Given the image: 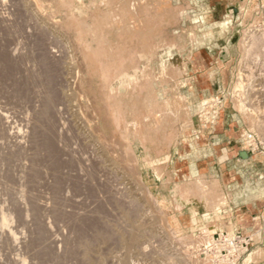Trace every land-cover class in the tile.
I'll return each instance as SVG.
<instances>
[{"label": "rangeland", "instance_id": "rangeland-1", "mask_svg": "<svg viewBox=\"0 0 264 264\" xmlns=\"http://www.w3.org/2000/svg\"><path fill=\"white\" fill-rule=\"evenodd\" d=\"M184 1L0 0L3 29L0 28V140L3 141H0V190H3L0 192L3 199L0 198V264H56L58 260V264H85L84 261L91 264V257L100 258V254L106 261L104 264H186L184 255L196 252L193 248L203 236L201 233L238 231L236 221L232 220L229 186L221 184L215 176L184 178L176 174L173 163L178 153L171 148L212 111L235 112L240 127L259 137L262 144L254 150L264 159V137L251 122L249 113L242 109L241 96L235 92L243 67L242 40L250 27L264 26V8L258 3H245L242 8L241 59L236 76L223 94L209 97L218 99L205 109L207 114L200 115L202 103L200 108L192 110L184 89L188 60L183 46L186 35L193 31L188 21L184 22ZM168 49L171 52L165 53ZM251 66L247 83L252 86V94L257 92L255 104H260L261 114L264 113V55ZM38 72L42 79L40 75L36 77ZM43 84L47 85L43 90L48 88L42 91L46 95L43 99L53 97L56 104L51 105L57 108L47 109L44 105L47 101L42 102ZM50 89L55 91L54 95ZM18 90L27 96L24 98L21 91L18 96ZM5 149L10 150L11 157ZM8 159L11 169L5 164ZM199 178H203V184ZM261 182L258 179L256 192L263 191ZM84 189L92 190L88 193L93 197ZM20 190L19 195H23L18 200ZM12 191L17 196L13 197ZM32 208L41 214L36 216ZM20 209L21 213L23 209L22 217L18 216ZM4 218L9 227L2 226ZM171 228L175 237V233L179 235L177 240L171 236ZM104 232L108 234L105 240ZM32 233L40 238L35 235L33 238ZM133 234L138 235L134 245L130 243ZM178 238L182 239L180 243ZM88 240L89 247L94 248L93 253H88L92 254L90 259L85 250ZM29 241H34V246ZM181 243L188 244L185 248ZM84 255L88 262L83 260ZM199 257L196 254L194 263L203 262Z\"/></svg>", "mask_w": 264, "mask_h": 264}, {"label": "crops", "instance_id": "crops-1", "mask_svg": "<svg viewBox=\"0 0 264 264\" xmlns=\"http://www.w3.org/2000/svg\"><path fill=\"white\" fill-rule=\"evenodd\" d=\"M245 3L264 8V0L183 2L184 22L193 28L183 46L188 60L184 89L192 110L200 108L205 99L223 94L233 83L241 59ZM237 120V113L221 112L189 128L183 140L171 148L178 153L173 164L175 173L184 178L215 176L229 186L237 233L245 236L246 231L245 237L250 238L240 264H264V159L246 145L247 130ZM258 179L262 180V192L255 191Z\"/></svg>", "mask_w": 264, "mask_h": 264}, {"label": "bare ground", "instance_id": "bare-ground-1", "mask_svg": "<svg viewBox=\"0 0 264 264\" xmlns=\"http://www.w3.org/2000/svg\"><path fill=\"white\" fill-rule=\"evenodd\" d=\"M5 1V0H4ZM1 4H2V2H1ZM4 4V3H3ZM2 7V6H1ZM1 10V9H0ZM2 17V16H1ZM4 17H6V16H4ZM5 19V18H4ZM1 20H3V19H1ZM67 20H68V18H67ZM47 21H49V20H47ZM1 24H2V22H1ZM47 24H48V22H47ZM16 25V24H15ZM19 25V24H18ZM48 26V25H47ZM55 26V25H54ZM16 27H17V25H16ZM1 28V27H0ZM54 28V27H53ZM2 29V28H1ZM42 29L44 30L45 28L44 27H42ZM41 29V30H42ZM47 29V28H46ZM3 30V29H2ZM2 30H0L1 32H2ZM50 31V30H49ZM49 34H50V32H49ZM50 37H52V36H50ZM53 38H54V36H53ZM56 40V39H55ZM51 43H52V41H51ZM55 43V42H54ZM242 44H243V51H242V63H241V65L243 64V67L241 68V72H239L240 73V75H239V82H238V84H237V87L235 88V92L238 94V95H240L241 96V99H242V109H244L245 110V112L247 111L248 113H249V118H250V120H251V122L253 123V125L260 131V133L262 134V138L264 137V113H261L260 114V112H262L261 110H260V104H259V106H257L255 103H256V97L254 96V95H256L257 94V92H256V94H255V92H254V94H252V92H251V88H252V86H249L248 85V83H247V80L249 79L248 77H249V75H250V73H251V70H252V66H251V63H253L254 61L255 62H257L258 60H261L262 59V56L264 55V26H252V27H250L247 31H246V33H245V36H244V38H243V40H242ZM2 45V44H1ZM1 45H0V47H1ZM5 47V46H4ZM56 47V46H55ZM0 51H1V49H0ZM6 51V50H5ZM170 51V49H168V51H166L165 53H168ZM47 52V51H46ZM171 52V51H170ZM8 53V52H7ZM48 53H50V52H48ZM9 54V53H8ZM46 55H47V53H46ZM46 55H45V57H46ZM7 56V55H6ZM11 56V55H10ZM50 56V55H49ZM1 57H3V55L1 56ZM42 57H43V55H42ZM41 57V58H42ZM45 57H44V59H45ZM11 58H13V57H11ZM11 58H9V59H11ZM41 58H40V61H41ZM161 58V57H160ZM8 59V60H9ZM14 59H15V57H14ZM13 59V60H14ZM48 60H49V58H48ZM165 60V59H164ZM16 61V60H15ZM43 61V60H42ZM42 61H41V63L40 64H42ZM46 61V59L43 61V62H45ZM7 62V61H6ZM10 62V61H9ZM18 62V61H17ZM16 62V63H17ZM52 62V61H51ZM2 63V65H3V63L4 62H1ZM12 63H14V62H12L11 61V64ZM19 63V62H18ZM17 63V64H18ZM49 63H50V61H49ZM5 65H6V63H4ZM7 64H9L8 62H7ZM16 64V65H17ZM52 64H53V62H52ZM55 64V63H54ZM135 64V63H134ZM137 65V64H136ZM10 66V65H9ZM19 66V65H18ZM44 66H45V63H44ZM52 66H54V65H52ZM56 66V65H55ZM59 66H60V63H59ZM59 66L57 67V69H59ZM11 67H12V65H11ZM42 67H43V65H42ZM134 67H135V65H134ZM16 68H17V66H16ZM44 68V67H43ZM48 68H50V67H48ZM47 68V69H48ZM54 68V67H53ZM4 69H5V67H4ZM15 69V68H14ZM45 69H46V66H45ZM45 69L43 70L44 72H45ZM8 70H10L11 71V69L10 68H8ZM16 70V69H15ZM52 70V69H51ZM54 70H55V68H54ZM17 71H18V69H17ZM35 72V71H34ZM36 72H37V70H36ZM40 72V71H39ZM37 73V78H38V75H40V79H42L41 78V74L40 73ZM42 72V71H41ZM55 72V71H54ZM125 72V71H124ZM12 73H14V72H12ZM47 73H48V71H47ZM47 73H46V75H45V79H46V76H47ZM120 73H121V71H120ZM8 74V73H7ZM34 74V73H33ZM125 74V73H124ZM10 75V74H9ZM17 75V74H16ZM127 76H128V74H126ZM132 75V74H131ZM135 75V74H134ZM56 76V75H55ZM133 76V75H132ZM14 78H15V76H14ZM17 78V77H16ZM32 78H33V76H32ZM35 78V77H34ZM48 78V77H47ZM50 78V77H49ZM121 78V77H120ZM126 78V77H125ZM11 79V78H10ZM15 80V79H14ZM16 80H18V79H16ZM36 80V79H35ZM34 80V81H35ZM136 80V79H135ZM44 81V80H43ZM47 80H45V82H46ZM51 81H52V79H51ZM56 81H58V80H56L55 79V82ZM238 81V80H237ZM39 82H41L40 80H39ZM135 82V81H134ZM38 83V79H37V82H36V84ZM44 83V82H43ZM52 83H53V81H52ZM17 84V83H16ZM42 84V83H41ZM41 84H38V86L40 85V86H42ZM47 84V83H46ZM236 84V83H235ZM20 85H21V83H20ZM56 85V84H55ZM27 86V85H26ZM44 84H43V87H42V90H40V92H41V94H42V91H45L46 92V90L48 89V88H46V90L44 89L43 90V88H44ZM47 86V85H46ZM45 86V87H46ZM50 86H51V83H50ZM13 87H17V86H14L13 85ZM21 87H23V85H21ZM58 87V86H57ZM12 88V87H11ZM39 88V87H38ZM41 88V87H40ZM39 88V89H40ZM54 88H55V86H54ZM14 89V88H13ZM58 89V88H57ZM56 89V90H57ZM259 89V88H258ZM258 89H255V90H257L258 91ZM15 90H16V88H15ZM21 90H23V89H21ZM21 90H18V93H17V91H16V93H17V95L19 94V92L21 91ZM52 90H53V87H52ZM11 91V90H10ZM26 91V90H25ZM50 91H51V89H50ZM50 91H49V93H50ZM58 91V90H57ZM56 91V92H57ZM253 91V90H252ZM13 92H14V90H13ZM23 92L24 91H21V94H22V96L24 95L23 94ZM26 92H28V91H26ZM40 92H39V94H40ZM59 92V91H58ZM12 93V92H11ZM49 93H47V97H48V94ZM51 93L54 95V93H55V91H54V93L51 91ZM51 93H50V95H51ZM60 93V92H59ZM14 94V93H13ZM45 94H42V98H41V100H42V102H43V100H45V99H43V96H44ZM57 96H58V93L56 94ZM55 95V96H56ZM14 96V95H13ZM19 96V95H18ZM27 95L25 94V97H26ZM29 96H31L30 95V92H29ZM46 96V95H45ZM56 96V97H57ZM255 98H254V97ZM258 96V95H257ZM259 96H260V94H259ZM14 97H16V96H14ZM24 97V96H23ZM24 97V98H25ZM40 97H41V95H40ZM60 97H61V94H60ZM28 98V100L30 101V99H29V97H27ZM31 98V97H30ZM182 98V97H181ZM180 98V100H182L183 101V99H181ZM254 98V99H253ZM14 99V98H13ZM52 99H53V97H52ZM52 99H51V97L49 96L48 98H46V100L45 101H47L46 102V104L44 103V105L46 106L47 105V109H50V107H52L53 106V108H57V107H55L54 106V104L53 105H51L52 104V102H54V101H52ZM58 99H59V97H58ZM57 99V100H58ZM214 99V98H213ZM213 99H206L205 101H203L202 102V106H203V109H201V111H200V115L201 114H203L204 112H205V109H208V108H210L212 105V101H213ZM240 99V100H241ZM22 100V99H21ZM20 100V101H21ZM27 100V99H26ZM54 100H55V98H54ZM56 100V101H57ZM61 100V99H60ZM59 100V101H60ZM254 100H255V102H254ZM28 101V102H29ZM55 103V102H54ZM179 103V102H178ZM177 103V104H178ZM258 103H259V101H258ZM31 104V103H30ZM42 104V103H41ZM56 104V103H55ZM176 104V103H175ZM178 105H180V104H178ZM238 105H240V104H238ZM42 106H43V104H42ZM57 106V105H56ZM165 106V105H164ZM45 108V107H44ZM44 108H42L43 110H44ZM177 108V107H176ZM261 108H263L262 106H261ZM165 109H166V107H165ZM55 110H57V109H54L53 111L55 112ZM210 110V109H209ZM52 111V112H53ZM264 111V110H263ZM42 112V111H41ZM45 112H46V110H45ZM44 112V113H45ZM43 113V115H45ZM58 113V112H57ZM209 113V112H208ZM39 114V113H38ZM49 114H50V112H49ZM205 114H207L206 112H205ZM40 115H41V113H40ZM43 115H41V116H43ZM46 115H47V113H46ZM51 115V114H50ZM3 116V115H2ZM53 116V115H52ZM5 117V116H4ZM40 117V116H39ZM42 118V117H41ZM56 118V117H55ZM2 119V118H1ZM54 121H56V120H54ZM3 122V121H2ZM1 122V123H2ZM1 125V124H0ZM4 128H5V125H4ZM5 130V129H4ZM0 132H1V130H0ZM2 133H4V131H2ZM259 133V134H260ZM1 134V133H0ZM44 134H46L45 132H44ZM43 135V134H42ZM48 136V135H47ZM35 137V136H34ZM3 138V137H2ZM40 138H41V135H40ZM40 138H38V139H40ZM42 138H43V136H42ZM41 138V139H42ZM36 140H37V138H35ZM46 139V138H45ZM44 140V139H43ZM1 142H3L2 140H0ZM32 142H33V140H31ZM40 141V140H39ZM38 141V142H39ZM46 141H48V139H46ZM60 141V140H59ZM6 142V141H5ZM8 142H9V140H8ZM34 143V142H33ZM37 143V142H36ZM54 143V142H53ZM55 144V143H54ZM3 145L4 144H2L1 146L3 147ZM37 145V144H36ZM45 146V145H44ZM5 147V146H4ZM48 147V146H47ZM50 147V146H49ZM48 147V148H49ZM52 147V146H51ZM83 147V146H82ZM0 149H1V147H0ZM8 149H9V147H8ZM38 149V148H37ZM46 149V148H45ZM51 149H53V148H51ZM54 149H55V147H54ZM83 149V148H82ZM6 150V149H5ZM41 151H42V147H41V149H40ZM49 150V149H48ZM81 150V149H80ZM84 150V149H83ZM8 151H10V150H6V152H8ZM51 151H53V150H51ZM78 151V150H77ZM82 151V150H81ZM2 152V151H1ZM44 152V151H43ZM54 152V151H53ZM78 152H80V151H78ZM82 152H84V151H82ZM4 153H5V151H4ZM4 153H3V155H4ZM9 153V152H8ZM7 153V154H8ZM15 153V152H14ZM55 153V152H54ZM54 153H52V154H54ZM105 152H103V154H104ZM39 154V153H38ZM46 154H48V153H46ZM52 154L51 155H49L50 156V159H51V156H52ZM60 154V153H59ZM64 154V153H63ZM2 155V154H1ZM10 155V153L8 154V156ZM42 155V154H41ZM55 155V154H54ZM71 155V154H70ZM244 155H246V153L244 152ZM5 156H7V155H5ZM45 156V155H44ZM58 156V155H57ZM73 156L74 155H71V157L73 158ZM10 157H11V155H10ZM9 157V158H10ZM14 157V156H13ZM46 157V156H45ZM45 157H43V159L45 158ZM64 157V156H63ZM62 157V158H63ZM75 157V156H74ZM4 158V157H3ZM6 158V157H5ZM47 158V157H46ZM55 158V157H54ZM54 158H52V160L54 161ZM71 158V159H72ZM2 159V158H1ZM10 159H12V158H10ZM36 159V158H35ZM49 159V158H48ZM78 159V161H79V158H77ZM3 160V159H2ZM45 160V159H44ZM56 160V159H55ZM64 160V165H65V159H63ZM85 160V159H84ZM90 160H91V158H90ZM6 161V160H5ZM57 161L58 160H56V162H54V164L56 163L57 164ZM86 161H87V159H86ZM89 161V160H88ZM0 162H1V160H0ZM10 161H9V159H8V161H7V163H5V164H7L6 166H7V168L8 167H10V165H8V163H9ZM74 162V161H73ZM72 162V163H73ZM90 162V161H89ZM12 163V162H11ZM39 163V162H38ZM50 163H51V161H50ZM67 163V162H66ZM68 163H70V161L68 162ZM5 164H4V167H5ZM71 164V163H70ZM13 165V164H12ZM48 165H49V163H48ZM60 165V164H59ZM58 165V166H59ZM1 166H2V164H1ZM14 166H15V163H14ZM53 166V165H52ZM82 166V165H81ZM6 168V167H5ZM6 168V169H7ZM63 168H64V166H63ZM69 168V167H68ZM73 168V167H72ZM82 168H84V166L82 167ZM96 168V167H95ZM5 169V170H6ZM10 169H11V167H10ZM18 169V168H17ZM34 170H35V168H33ZM59 171H60V169L59 168H57ZM85 169V168H84ZM83 169V170H84ZM89 169H90V167H89ZM22 170V169H21ZM34 170H33V172H34ZM79 170V169H78ZM92 170V169H91ZM20 171V170H19ZM36 171V170H35ZM67 171V170H66ZM12 172V171H11ZM16 172V171H15ZM37 172H38V170H37ZM84 172H85V170H84ZM5 173H6V171H5ZM22 173H23V171H22ZM36 172H34L33 174H35ZM39 173H40V171H39ZM83 173V172H82ZM93 173V172H92ZM91 173V174H92ZM98 173V172H97ZM56 174V173H55ZM61 174V173H60ZM75 174V173H74ZM84 174V173H83ZM86 174H88V173H86ZM94 174V173H93ZM58 175H59V173H58ZM96 175V174H95ZM95 175H94V177H95ZM7 174H6V179H8L7 178ZM36 176H37V173H36ZM35 176V177H36ZM10 177V176H9ZM37 177H39V174H38V176ZM62 177V176H61ZM11 178V177H10ZM13 179H14V177H12ZM55 178V177H54ZM56 178H57V175H56ZM80 178V177H79ZM61 179V178H60ZM72 179V178H71ZM202 179L203 178H199V181H200V183L202 182ZM11 180V179H10ZM9 180V181H10ZM33 180V179H32ZM37 180V179H36ZM76 180V179H75ZM74 180V181H75ZM82 180V179H81ZM40 181V180H39ZM65 181V180H64ZM80 181V180H79ZM84 181V180H83ZM91 181H92V179H91ZM35 182H37V181H35ZM55 182H57L56 180H54V183ZM86 182V181H85ZM59 183V182H58ZM72 183V182H71ZM96 183V182H95ZM204 182H202L201 184H203ZM5 184H8V183H5ZM73 184V183H72ZM81 184H82V182H81ZM94 183H92V185H93ZM98 184H99V182H98ZM78 185H79V183H78ZM9 186V185H8ZM8 186L6 187L7 189H8ZM10 186H11V184H10ZM9 186V187H10ZM61 186V185H60ZM64 186V185H63ZM74 186V185H73ZM85 185H83V187H84ZM90 186V185H89ZM94 186V185H93ZM205 186V185H204ZM69 187V186H68ZM76 187V186H75ZM75 187L74 188H72V189H75ZM202 187H203V185H202ZM3 188V187H2ZM64 188H66V187H64ZM79 188V187H78ZM81 188H82V186H81ZM88 188V187H87ZM90 188H94V187H90ZM103 188V187H102ZM59 189H61V188H59ZM83 189V188H82ZM86 189V188H85ZM84 189V190H85ZM2 190V189H1ZM1 190H0V192H1ZM4 190H5V188H4ZM12 190H14L13 188H12ZM77 190V189H76ZM81 190V189H80ZM103 190H105V187H104V189ZM103 190H102V192H103ZM11 191V190H10ZM15 191V190H14ZM24 190H22V192H23ZM72 191V190H71ZM86 191V190H85ZM92 191V190H91ZM91 191H86V193H90ZM2 192H3V190H2ZM26 192V191H25ZM76 192H78V191H76ZM93 192V191H92ZM108 192V191H107ZM6 193H8L7 191H6ZM68 193V192H67ZM71 193V192H70ZM69 193V194H70ZM84 192H83V190H82V194H83ZM88 193V195L91 197H93V194L91 195V194H89ZM8 194H10V193H8ZM11 194H12V196H13V191L11 192ZM19 194H21V190L18 192L17 191V195H19ZM28 194V193H27ZM74 194V193H73ZM81 194V193H80ZM4 195V194H3ZM17 195H15V193H14V196H17ZM23 195V194H22ZM21 195V196H22ZM71 195H72V193H71ZM94 195H95V193H94ZM102 195V194H101ZM5 196V195H4ZM7 196V195H6ZM13 196V197H14ZM20 195L18 196V200H20V198L22 199V197H21ZM79 196V195H78ZM96 196V195H95ZM24 197V196H23ZM28 197V196H27ZM71 197V196H70ZM88 197V196H87ZM91 197V198H92ZM100 197V196H99ZM0 198H1V200H3L2 199V197H1V194H0ZM11 196L8 198V199H10L11 200ZM113 198V197H112ZM111 198V199H112ZM6 200H7V198H5ZM16 200H17V197L15 198ZM95 199V198H94ZM13 200V199H12ZM15 200V201H16ZM18 200H17V202H18ZM24 200V199H23ZM23 200H21V201H23ZM9 201V200H8ZM24 201H26V200H24ZM61 201V200H60ZM65 201V203L64 204H66V200H64ZM67 201H68V199H67ZM70 201V200H69ZM7 202V201H6ZM79 202V201H78ZM114 202H115V199H114ZM133 202V201H132ZM4 203H5V201H4ZM9 203H10V201H9ZM16 203V202H15ZM19 203V202H18ZM18 203H16V204H18ZM25 203V202H24ZM36 203V202H35ZM72 203V202H71ZM223 203H225V201L223 202ZM222 203V204H223ZM0 204H2V203H0ZM21 204V203H20ZM10 205V204H9ZM25 205H26V207L25 208H27V204L25 203ZM118 205V204H117ZM120 205V204H119ZM217 205V204H216ZM220 205V204H219ZM218 205V206H219ZM17 206H19V205H17ZM29 206H32V204H29ZM68 206V205H67ZM73 206V205H72ZM79 206H80V204H79ZM135 206V205H134ZM13 207V206H12ZM16 207V206H15ZM57 207V206H56ZM59 207H61V206H59ZM58 207V208H59ZM63 207H64V205H63ZM17 208H20V207H17ZM22 208V207H21ZM49 208H51V207H49ZM65 208V207H64ZM216 208V207H215ZM5 209V208H4ZM14 209V208H13ZM43 209V208H42ZM3 210V209H2ZM46 210V209H45ZM48 211H49V209H47ZM56 210H58V209H56ZM218 210V209H217ZM32 211H34L33 210V208H32ZM35 211H36V209H35ZM34 211V212H35ZM37 211H38V209H37ZM54 211H55V208H54ZM59 211H60V208H59ZM63 211V210H62ZM66 211V210H65ZM64 211V212H65ZM70 211V210H69ZM73 211V210H72ZM80 211V210H79ZM86 211V210H85ZM134 212H135V210H133ZM4 213L6 212H8V211H3ZM20 213H21V209H20V211H19ZM31 212V211H30ZM39 212V211H38ZM44 211H42V213H43ZM56 212H58V211H56ZM56 212H55V214H56ZM68 212V211H67ZM74 212H75V210H74ZM9 213V212H8ZM7 213V214H8ZM12 213H13V211H12ZM11 213V214H12ZM22 213H23V209H22ZM22 213L21 214H19L18 216L20 217L21 215H22ZM26 213H27V210H26ZM29 213V212H28ZM32 213V212H31ZM36 213V212H35ZM52 213V212H51ZM80 213V212H79ZM81 213H84V211L83 212H81ZM136 214H137V212H135ZM134 213V214H135ZM39 214V213H38ZM37 213H36V216L38 215ZM41 214V213H40ZM39 214V215H40ZM44 214H47L46 212L44 213ZM58 214V213H57ZM70 214V213H69ZM74 214V213H73ZM72 214V215H73ZM76 214V213H75ZM4 215V214H3ZM14 215V214H13ZM25 215V214H24ZM33 215H35L34 213H33ZM59 215H64L63 213L62 214H59ZM77 215H78V211H77ZM84 215H85V213H84ZM87 215V214H86ZM85 215V216H86ZM28 216H29V214L27 215V218H28ZM35 216V218L37 219L38 217H36ZM42 216V215H41ZM53 216H54V214H53ZM56 216V215H55ZM66 216H69V215H66ZM7 217V216H6ZM17 217V216H16ZM18 217V218H19ZM22 217V216H21ZM59 218H60V216H58ZM65 217V216H64ZM76 217H78V216H76ZM75 217V218H76ZM30 218V217H29ZM62 218H63V216H62ZM82 218H84V217H82ZM20 219V218H19ZM18 219V220H19ZM22 220H24V219H21V222H22ZM25 220H27L26 218H25ZM38 220H39V218H38ZM41 220V219H40ZM59 220V219H58ZM62 220V219H61ZM64 220V219H63ZM68 220V219H67ZM77 220V219H76ZM88 220H89V218H88ZM136 220V219H135ZM7 221H8V218H7ZM41 221H43V220H41ZM55 221H57V219L55 220ZM65 221V220H64ZM87 221V220H86ZM0 222H1V220H0ZM11 222V221H10ZM26 221H24V223H25ZM28 222V221H27ZM27 222H26V224H27ZM33 222H35V221H33ZM36 222H38V221H36ZM69 222V221H68ZM79 222H80V220H79ZM102 222V221H101ZM100 222V223H101ZM134 222V221H133ZM40 223V222H39ZM44 223V222H43ZM91 223H93V222H91ZM103 223H104V221H103ZM10 224V223H9ZM8 224V226H7V223H6V220H5V218L2 220V226H4V227H9L10 225ZM22 224H23V222H22ZM25 224V225H26ZM41 224V223H40ZM97 224V223H96ZM105 224V223H104ZM104 224H103V226H104ZM44 225V224H43ZM1 226V227H2ZM24 226V225H23ZM97 226V225H96ZM96 226H94V227H96ZM112 226V225H111ZM116 226V225H115ZM78 227H79V225H78ZM84 227V226H83ZM86 227H88V226H86ZM3 228V227H2ZM37 229L39 228L38 226L36 227ZM92 228V227H91ZM97 228V227H96ZM7 229V228H6ZM5 229V230H6ZM44 229V228H43ZM42 228H41V230H43ZM99 228H97L96 230H98ZM94 230H95V228H94ZM170 230H172V232L174 231L172 228L170 229ZM3 231H4V229H3ZM27 231V230H26ZM99 231V230H98ZM41 232V231H40ZM44 232V231H43ZM101 232V236H103L102 235V231H100ZM171 232V231H170ZM36 233V232H35ZM39 233V232H38ZM96 233H98V232H96ZM105 233V232H104ZM201 233V232H200ZM30 234V233H29ZM29 234H27V235H29ZM33 235H31L32 237L35 235L34 233H32ZM39 234H42V233H39ZM83 234V233H82ZM172 235V237H174L175 239L179 236L178 234H176L175 233V235H177V237H175L173 234H174V232L173 233H171ZM12 235V234H11ZM10 235V236H11ZM105 235L106 236H108V234H104V237H105ZM201 235H203L200 239H199V242L197 243V245H196V248H193V249H197V247L201 244V243H203L205 240H207V236H211L212 234H205V233H201ZM9 236V237H10ZM36 236H38V235H35V238H36ZM46 236V235H45ZM82 236V235H81ZM96 236V235H95ZM98 236H100L99 235V233H98ZM138 236V235H137ZM137 236H136V234H133L132 236H131V239H130V243L132 244V245H134L135 243H136V241H137ZM39 237V236H38ZM12 238V237H11ZM15 238H16V236H15ZM34 238V237H33ZM40 238V237H39ZM41 238H43L44 239V237H42V235H41ZM83 239V238H82ZM84 239H85V236H84ZM83 239V240H84ZM88 239V238H87ZM106 239V237L104 238V240ZM179 239V238H178ZM5 240V239H4ZM3 240V241H4ZM7 240H8V238H7ZM7 240H6V242H7ZM82 240V241H83ZM177 240V239H176ZM182 239H179V243H180V241H181ZM15 241V240H14ZM31 241H32V239H31ZM36 241H37V239H36ZM38 241H39V239H38ZM43 241V240H42ZM89 241V240H88ZM193 241H194V239H193ZM2 242V241H1ZM34 242V241H33ZM33 242L32 243H30V241H29V243L30 244H33ZM84 242V241H83ZM190 242V241H189ZM195 242V241H194ZM3 243V242H2ZM4 243H5V241H4ZM9 243H10V241H9ZM37 243V242H36ZM44 243V242H43ZM193 243V242H192ZM192 243H190L192 246H193V244ZM34 244H35V242H34ZM34 244H33V246H34ZM38 244H40V243H38ZM85 244H86V241H85ZM182 245H181V247H183V244H184V246H185V243H181ZM188 244V243H187ZM187 244H186V246H187ZM189 244V245H190ZM37 245V244H36ZM44 245V244H43ZM42 245V246H43ZM93 245V244H92ZM188 245V246H189ZM30 245H28V247H29ZM32 246V245H31ZM32 246V247H33ZM81 246H82V243H81ZM81 246H80V249H81ZM89 246H91V242L89 241V245H88V243H87V247L85 248V250H86V255H88L89 256V258L88 259H90V257L92 256V254L90 255V254H88L89 252H91V250H92V248L93 247H89ZM180 246V245H179ZM186 246H185V248H186ZM195 246V245H194ZM31 247V248H32ZM83 247H85V245L83 246ZM83 247H82V249H83ZM146 248H147V246H145ZM180 247V249H181V252L183 251V248H181ZM190 247V246H189ZM30 248V249H31ZM39 248V247H38ZM133 248H134V246H133ZM192 248V247H191ZM26 249V248H25ZM33 249V248H32ZM132 249V248H131ZM3 250V249H2ZM39 250V249H38ZM40 250H41V248H40ZM48 249H46V251H47ZM71 250V249H70ZM146 250V249H145ZM190 250V249H189ZM188 250V251H189ZM36 251V250H35ZM84 251V250H83ZM92 251H94V248H93V250ZM186 251V250H185ZM193 251V250H192ZM195 251V250H194ZM191 252V253H189V254H187L186 253V255H184V259L186 260V264H196V262L194 263V259L196 258V254H198V253H196L197 252V250H196V252ZM42 252V251H41ZM40 252V253H41ZM45 252V251H44ZM51 252H52V250H51ZM50 251H49V253H51ZM190 252V251H189ZM91 253H93V252H91ZM184 252H182V254H183ZM38 254V253H37ZM82 254V253H81ZM85 254V253H84ZM45 255V254H44ZM47 255H48V253H47ZM51 255V254H50ZM99 255V254H98ZM102 254H100L99 256H100V258H98L97 256H95V259H96V257L98 258L97 260H95L94 259V257L92 256L91 258H92V260L93 261H90L91 262V264H104V262L106 263V261H104V259H103V257L101 256ZM54 256V255H53ZM104 256V255H103ZM183 256V255H182ZM7 257H8V255H7ZM45 257H47L46 255H45ZM52 257V256H51ZM51 257H49V258H51ZM84 257L86 258V256L84 255ZM83 257V260H86L87 261V258L85 259ZM191 257V259H189ZM37 258V257H36ZM59 257L56 255V259H58ZM104 258H105V256H104ZM129 258V257H128ZM177 258H179V257H177ZM200 258V257H199ZM5 259V258H4ZM10 259V258H9ZM35 259V258H34ZM33 259V260H34ZM41 259V258H40ZM55 259V258H54ZM106 259V258H105ZM180 259V258H179ZM201 259V258H200ZM43 260H44V258H43ZM181 260H183V259H181ZM47 261V260H46ZM51 261V260H50ZM50 261H48V263L50 262ZM52 261H53V263H55L54 262V260L52 259ZM35 262V261H34ZM39 262V261H38ZM41 262V261H40ZM58 262H59V260L57 261V263L56 264H58ZM88 262V261H87ZM124 262V261H123ZM126 262H129V260L127 259L126 260ZM185 262V261H184ZM35 263H37V261L35 262ZM46 263V262H45ZM84 263L86 264V262L84 261ZM135 263V262H134ZM141 262H139V263H137V264H140ZM201 263H203V262H201ZM200 263V264H201ZM39 264V263H38ZM89 264V263H88ZM142 264V263H141ZM144 264H146V262L144 263ZM164 264V263H163ZM197 264H199V263H197Z\"/></svg>", "mask_w": 264, "mask_h": 264}, {"label": "built area", "instance_id": "built-area-1", "mask_svg": "<svg viewBox=\"0 0 264 264\" xmlns=\"http://www.w3.org/2000/svg\"><path fill=\"white\" fill-rule=\"evenodd\" d=\"M217 99L218 97H214L212 103ZM215 115H217L216 111H212L203 120L213 119ZM244 140L251 149H257L262 144L253 131H246ZM249 241V237H244L237 232L231 233L226 230L220 233L214 232L197 247V253L203 259V264H240L248 250Z\"/></svg>", "mask_w": 264, "mask_h": 264}]
</instances>
